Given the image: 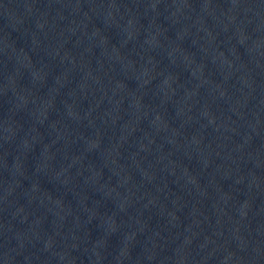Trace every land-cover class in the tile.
Instances as JSON below:
<instances>
[{
    "label": "water",
    "instance_id": "water-1",
    "mask_svg": "<svg viewBox=\"0 0 264 264\" xmlns=\"http://www.w3.org/2000/svg\"><path fill=\"white\" fill-rule=\"evenodd\" d=\"M0 264H264V0H0Z\"/></svg>",
    "mask_w": 264,
    "mask_h": 264
}]
</instances>
